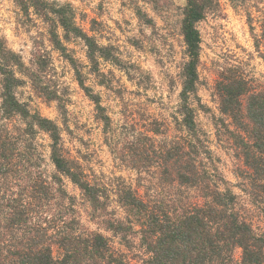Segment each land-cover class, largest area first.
Here are the masks:
<instances>
[{"label":"clouds","instance_id":"obj_1","mask_svg":"<svg viewBox=\"0 0 264 264\" xmlns=\"http://www.w3.org/2000/svg\"><path fill=\"white\" fill-rule=\"evenodd\" d=\"M0 264H264V0H0Z\"/></svg>","mask_w":264,"mask_h":264}]
</instances>
